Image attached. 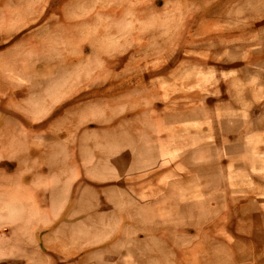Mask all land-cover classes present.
<instances>
[{
    "label": "rangeland",
    "instance_id": "obj_1",
    "mask_svg": "<svg viewBox=\"0 0 264 264\" xmlns=\"http://www.w3.org/2000/svg\"><path fill=\"white\" fill-rule=\"evenodd\" d=\"M0 264H264V0H0Z\"/></svg>",
    "mask_w": 264,
    "mask_h": 264
}]
</instances>
